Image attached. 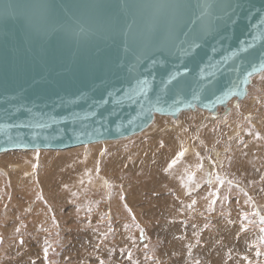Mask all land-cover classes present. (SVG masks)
<instances>
[{
    "label": "water",
    "instance_id": "water-1",
    "mask_svg": "<svg viewBox=\"0 0 264 264\" xmlns=\"http://www.w3.org/2000/svg\"><path fill=\"white\" fill-rule=\"evenodd\" d=\"M262 65L264 0H0V152L227 113Z\"/></svg>",
    "mask_w": 264,
    "mask_h": 264
},
{
    "label": "rangeland",
    "instance_id": "rangeland-1",
    "mask_svg": "<svg viewBox=\"0 0 264 264\" xmlns=\"http://www.w3.org/2000/svg\"><path fill=\"white\" fill-rule=\"evenodd\" d=\"M263 80L264 71L254 75L242 101L226 102L227 113L217 107L223 118L228 115L226 121L195 108L199 111L185 116L191 119L185 129H171L168 123L181 125L155 114L148 131L110 140L115 141L106 145L110 151L105 147L97 156V163L103 159L100 172L91 160L85 176L96 181L98 173L104 174L97 189L84 181L88 186L81 190L75 171L62 174L68 167L54 175L52 162L59 156L54 152L32 158L0 153V166L29 162L31 179L47 176L43 193H58L68 185L76 189L33 215L43 188L17 173L9 183L0 169V264H264ZM256 119L258 126H253ZM189 143L197 150L181 157ZM14 184L27 186L24 200H11L13 205L6 207L11 199L7 188ZM37 216L42 219L36 221L37 229L26 234L24 228Z\"/></svg>",
    "mask_w": 264,
    "mask_h": 264
},
{
    "label": "bare ground",
    "instance_id": "bare-ground-1",
    "mask_svg": "<svg viewBox=\"0 0 264 264\" xmlns=\"http://www.w3.org/2000/svg\"><path fill=\"white\" fill-rule=\"evenodd\" d=\"M263 72V71H262ZM264 82V80H263ZM260 85V84H258ZM260 87V86H259ZM246 96V95H245ZM243 100V99H242ZM241 100V101H242ZM234 101V100H233ZM232 103V102H231ZM230 104V103H229ZM241 105V103H240ZM220 106V105H218ZM217 106V107H218ZM239 106V105H238ZM217 107H216V115H213L212 113L210 117H214V118H211V119H215V118H222V119H225L226 116L228 115H224V118L223 116H221V111L222 108L220 110H217ZM197 108V107H196ZM219 108V107H218ZM199 109V108H198ZM234 109V108H233ZM233 109L231 108V110L233 111ZM240 109V107H239ZM263 109V108H262ZM201 111H207V110H203V109H199ZM199 110H196L193 112H197ZM223 111V110H222ZM239 111V110H238ZM243 111V110H242ZM242 111L240 110V113H242ZM187 112H189V110H185V111H181L175 118H172L171 116H168V115H164L163 118L167 121V122H176L178 123V125H181L180 127H175L172 123H168V127L169 128H179V129H185V124H189L191 122V119L189 117H186L185 116L187 115ZM224 113V112H223ZM222 113V114H223ZM244 113V112H243ZM198 115V113H196ZM225 114V113H224ZM246 114V113H245ZM253 114V113H252ZM261 114V113H260ZM200 115H203V114H200ZM205 115V113H204ZM208 116V115H207ZM231 116V115H229ZM204 117V116H203ZM202 117V118H203ZM248 117V116H247ZM172 119H175V120H172ZM241 119V118H240ZM247 119V118H246ZM245 119V120H246ZM252 120V118H250ZM254 119V118H253ZM171 120V121H170ZM208 120V119H206ZM210 120V119H209ZM250 120V122H251ZM213 121V120H212ZM223 121V120H222ZM226 121V119H225ZM230 121V120H228ZM262 121V120H261ZM261 121H258L261 123ZM194 122V121H193ZM224 122V121H223ZM246 122V121H245ZM248 122V121H247ZM252 123V122H251ZM259 123V124H260ZM205 124V123H204ZM228 124H231V122H229ZM254 124L253 126H255V124H257L256 126H258V123H257V119H256V123H252ZM264 124V123H263ZM262 124V125H263ZM165 125V124H164ZM212 125V124H211ZM233 125V124H232ZM157 126H159L157 124ZM162 126V125H161ZM260 126V125H259ZM187 127V126H186ZM156 128V127H155ZM235 128V127H234ZM255 128V127H253ZM243 129V128H242ZM257 129V128H256ZM147 130V129H146ZM145 130V131H146ZM233 130V129H232ZM236 130V129H235ZM144 131V130H143ZM141 131L140 134L143 132ZM148 131V130H147ZM198 132V131H197ZM236 131H233L232 133H234ZM139 134V133H138ZM199 134V133H198ZM169 135L170 136V133L169 134H163L161 135L162 138L165 139V137ZM234 135V134H233ZM230 136V135H229ZM182 137V132H180L178 134V138H181ZM231 137V136H230ZM230 139V138H229ZM122 141V140H119L118 143ZM178 141H181V140H178ZM202 141V139H201ZM115 141H112L110 142L109 141H99V142H93V143H90V144H85V145H81V146H76V147H73V148H67V149H60V150H49V149H16V150H8V151H3L5 153H16V152H20V153H23L24 156H27L29 158H32V157H40L42 154H47L45 152H54L56 154H58L59 156L54 158L53 162H52V167H54L55 169V172H54V175L57 174V171L58 169L60 168H65V167H68L70 168V170L68 172H64L62 173L63 175H72V172L75 171L76 174L79 175V178L81 179V181H79L77 183V186H80L83 190V188L85 186H88L87 183L89 185H93L95 188L97 187V185L101 184L102 181H105V177L103 176L104 174L101 175V173H98L97 176H99L98 178L96 177V181H93V180H87L85 178L86 174L89 172V166L91 165V160L94 161V165H96L95 169H101V166L103 165V162L101 163V161L103 160H98V163H97V159L99 156V152H101L102 149H105L106 145H108V143H113ZM199 142V141H198ZM200 143V142H199ZM231 143V142H230ZM118 145V144H117ZM112 146H108L106 147L107 149L105 151H110ZM147 147V146H145ZM146 149V148H145ZM150 150V149H149ZM180 150V149H179ZM197 149L195 148L194 145H192L191 143L187 144L184 149L181 150V152H183V156L182 157H187L189 155H191L194 151H196ZM88 151L89 154H87L86 152ZM105 151L102 153V154H105ZM3 152H0V153H3ZM179 152V153H181ZM107 153V152H106ZM101 154V153H100ZM101 154V155H102ZM142 154H145V156L147 154L151 155L150 152L149 153H142ZM104 155H102L103 157ZM101 157V158H102ZM104 158V157H103ZM142 158V156H141ZM100 159V158H99ZM219 161V160H218ZM96 162V163H95ZM215 163V162H214ZM217 164V163H216ZM101 165V166H100ZM216 166V165H215ZM0 169L6 174V180L9 181V183L11 182V180L15 177V173H17L21 179H25V180H30L31 182H33L34 184H38L40 185L43 190L40 191V195L38 196V198H42V199H39L38 201H34V207H33V212L32 214L35 215L37 214L38 211H40V207L43 206V207H46L48 204V201H56V199H58V201L60 200H63L62 197L65 199V198H68L71 197L74 193L71 188L73 190H76L75 188L71 187L70 185L62 188V190H59V194L57 192H53V193H50L49 195L46 194V193H43V191L45 190L46 188V183L49 181L48 177L45 176V175H37L35 178L31 179L34 175V171H32L31 169V164L29 162H21V161H12L10 162L7 166H0ZM100 169H99V172H100ZM217 170V169H216ZM98 172V171H97ZM220 172V171H219ZM96 173V172H95ZM199 173V172H198ZM219 174V173H218ZM61 175V174H60ZM2 180V178H0ZM5 179V178H4ZM84 181L87 182L86 185H84ZM108 181V180H107ZM122 182V181H121ZM216 182V181H215ZM126 183V182H125ZM118 184V182L116 183ZM123 184V183H121ZM219 184V183H217ZM37 185V186H38ZM106 185V184H105ZM120 185V184H119ZM102 186V185H101ZM127 186V185H126ZM220 186V185H219ZM216 188V187H215ZM264 188V187H263ZM9 189L8 191V195L9 197H11L10 201L8 202L7 205H5L6 207L7 206H10V205H13V201L11 202V200H16V201H22L24 200V197H23V194L27 191V186L25 185H18V184H14V186H10L7 188V190ZM97 189V188H96ZM40 190V188H39ZM79 191V190H77ZM100 191V190H99ZM218 191V190H217ZM95 192V191H94ZM97 193V192H95ZM264 193V192H263ZM77 194V192H76ZM4 195L6 194H2L1 193V200H2V203H5L6 200H8L7 198L4 197ZM66 196V197H65ZM258 196V195H257ZM43 201V202H42ZM47 203L45 204L44 203ZM191 202V201H190ZM33 203V202H32ZM31 204V203H30ZM125 204V203H124ZM32 205V204H31ZM36 205V207H35ZM193 205V204H192ZM3 208V209H6ZM29 207V206H28ZM51 207V206H50ZM130 207V206H129ZM192 207V206H191ZM48 208V206H47ZM10 209V208H9ZM189 211V210H188ZM5 212V211H3ZM115 212V211H114ZM7 213V212H6ZM9 214V213H8ZM37 215H40L39 213ZM42 215V214H41ZM114 215V214H113ZM9 216V215H8ZM142 216V215H141ZM41 217L40 216H37L36 219L33 220V223L32 225H29V227H25L24 228V231L25 233L28 231L30 232L31 231V228L34 227L35 229H37L35 226H36V221L37 220H40ZM48 219V218H47ZM42 220V219H41ZM136 220V219H135ZM139 221V220H138ZM142 221V220H141ZM185 221V220H184ZM38 222V221H37ZM121 222V221H120ZM39 223V222H38ZM54 223V222H53ZM196 223V222H195ZM39 229V228H38ZM172 229V228H171ZM34 230V229H33ZM174 230V229H173ZM177 231V229H176ZM144 232V231H143ZM142 232V234H143ZM28 234V233H26ZM33 234V233H32ZM42 234V233H41ZM158 234V233H157ZM167 234V233H165ZM5 235V234H4ZM35 237L36 234H33ZM123 235V234H122ZM145 236V235H144ZM32 237V238H33ZM146 237V236H145ZM167 237V235H166ZM177 237V236H175ZM168 238V237H167ZM130 239V238H129ZM170 239V238H169ZM147 240V239H146ZM172 241V240H171ZM25 242V241H24ZM37 242V241H36ZM134 243V242H133ZM25 244V243H24ZM124 244V243H123ZM131 245V244H130ZM137 247V246H136ZM180 247V246H179ZM174 249V248H173ZM1 251V250H0ZM180 251V250H179ZM174 253V252H173ZM187 256V255H186ZM171 259V258H170ZM181 260V259H180ZM184 260V259H183ZM173 261V260H172ZM176 261V260H175ZM178 261V260H177ZM174 262V261H173ZM184 262V261H183ZM174 264V263H173ZM176 264V263H175ZM180 264V263H179Z\"/></svg>",
    "mask_w": 264,
    "mask_h": 264
},
{
    "label": "snow or ice",
    "instance_id": "snow-or-ice-1",
    "mask_svg": "<svg viewBox=\"0 0 264 264\" xmlns=\"http://www.w3.org/2000/svg\"><path fill=\"white\" fill-rule=\"evenodd\" d=\"M262 68H264V65H262ZM45 126L44 124L42 123H37L35 125V127H43ZM179 155L182 157L183 156V152L179 153ZM176 161H173V163H175ZM261 222L264 223V217L261 218ZM261 231H264V229H261ZM47 252V249H45V253Z\"/></svg>",
    "mask_w": 264,
    "mask_h": 264
}]
</instances>
